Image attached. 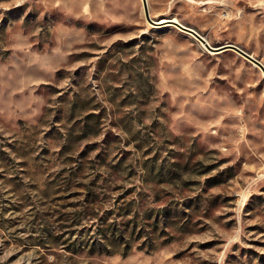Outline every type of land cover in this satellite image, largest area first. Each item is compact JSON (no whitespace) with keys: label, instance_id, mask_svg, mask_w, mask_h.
I'll return each mask as SVG.
<instances>
[{"label":"rangeland","instance_id":"rangeland-1","mask_svg":"<svg viewBox=\"0 0 264 264\" xmlns=\"http://www.w3.org/2000/svg\"><path fill=\"white\" fill-rule=\"evenodd\" d=\"M148 6L264 64V0ZM0 264H264L262 72L142 0H0Z\"/></svg>","mask_w":264,"mask_h":264},{"label":"water","instance_id":"water-1","mask_svg":"<svg viewBox=\"0 0 264 264\" xmlns=\"http://www.w3.org/2000/svg\"><path fill=\"white\" fill-rule=\"evenodd\" d=\"M142 1H143V8H144L145 16H146V19L148 20V22L151 25H153L154 27H161L162 24H159L160 22H157L151 18L149 7H148V1L147 0H142ZM170 23H172L171 25L177 27L179 30L190 34L192 37H194L200 43L204 44L210 53L220 54V53H223L225 51H233V52L237 53L239 56H241L242 58H244L245 60L250 62L254 67L258 68L264 76V64L260 60H258L254 56H252L251 54H249L246 51H244L243 49H241L240 47L233 45V44H228V45H224V46L215 48V47L211 46L207 42V40L201 34H199L196 30L189 28L180 22H170Z\"/></svg>","mask_w":264,"mask_h":264},{"label":"trees","instance_id":"trees-1","mask_svg":"<svg viewBox=\"0 0 264 264\" xmlns=\"http://www.w3.org/2000/svg\"><path fill=\"white\" fill-rule=\"evenodd\" d=\"M91 199L92 200L90 204H94L95 202H98V196H96L95 194H92ZM112 228H113L112 223H109V224L107 223L104 226L101 224L99 229L103 234H105V239H107L108 237L111 236Z\"/></svg>","mask_w":264,"mask_h":264},{"label":"bare ground","instance_id":"bare-ground-1","mask_svg":"<svg viewBox=\"0 0 264 264\" xmlns=\"http://www.w3.org/2000/svg\"><path fill=\"white\" fill-rule=\"evenodd\" d=\"M148 1V0H147ZM210 2L208 1L206 4H209ZM149 7V6H148ZM144 9V8H143ZM145 13V12H144ZM151 16V15H150ZM157 22H160V21H157ZM170 22H177L176 20H165V19H163V20H161V22L159 23V24H162L161 25V27L162 26H164V25H167V24H172V23H170ZM208 42V41H207ZM209 43V42H208ZM202 44V43H201ZM202 46L205 48V49H207L206 48V46L204 45V44H202ZM208 50V49H207Z\"/></svg>","mask_w":264,"mask_h":264},{"label":"crops","instance_id":"crops-1","mask_svg":"<svg viewBox=\"0 0 264 264\" xmlns=\"http://www.w3.org/2000/svg\"><path fill=\"white\" fill-rule=\"evenodd\" d=\"M226 52V51H225Z\"/></svg>","mask_w":264,"mask_h":264}]
</instances>
